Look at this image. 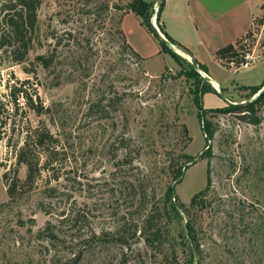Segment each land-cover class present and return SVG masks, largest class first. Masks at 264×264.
Listing matches in <instances>:
<instances>
[{
	"label": "rangeland",
	"instance_id": "obj_1",
	"mask_svg": "<svg viewBox=\"0 0 264 264\" xmlns=\"http://www.w3.org/2000/svg\"><path fill=\"white\" fill-rule=\"evenodd\" d=\"M131 1L42 0L39 41L27 61L17 64L0 49V264H124L123 253L127 264H162L173 263L172 250L182 263L179 236L188 221L185 214L172 224L161 253L146 247L140 232L130 248L92 238L121 224L131 237L168 188L175 205L188 206L206 188L208 170L211 188L204 204L190 213L200 264H264V103L246 120L209 114L215 132L207 144L212 156L200 160L207 145L191 93L195 85L185 74L191 63L179 54L184 61L163 54L146 68L125 48L126 39L118 33L124 12L116 8ZM145 1L153 6V22L158 0ZM6 4L0 1V35ZM251 33L246 46L257 62L247 69L229 66L230 71L213 65L210 71L232 103L257 98L264 89L251 98V90L264 83V29L256 25ZM145 44L149 53L160 46L154 37ZM51 54L53 63L45 69L37 57ZM27 81L51 110L53 125L48 117L28 111L22 100L16 115L10 90ZM202 103L206 110L227 106L212 93ZM41 120L63 143L67 160L61 179L10 202L2 177L16 166L15 149L22 145L25 128ZM185 154L196 160L182 169V183L175 184V169ZM25 176L21 167L19 177ZM70 210L80 215L79 221L63 229L65 239L54 253L38 235ZM77 255L81 261L73 262Z\"/></svg>",
	"mask_w": 264,
	"mask_h": 264
},
{
	"label": "trees",
	"instance_id": "obj_2",
	"mask_svg": "<svg viewBox=\"0 0 264 264\" xmlns=\"http://www.w3.org/2000/svg\"><path fill=\"white\" fill-rule=\"evenodd\" d=\"M9 1L1 9L3 15L2 24L5 27V32L0 35V49L10 54L11 59L17 64H23L27 61L29 54L35 49L38 43V13L42 6V0H0ZM165 2V1H164ZM152 5L145 0H133L125 7L116 8L122 10L125 14L132 13L141 21V25L146 31L152 35L160 44L161 53L171 56L175 61H182L183 59L173 52V50L165 43L161 42L153 29L152 19L153 13ZM164 7V3L158 8L157 25L159 26L163 36L173 46L185 49L177 42L172 40L164 31L160 18ZM118 33L124 34L118 29ZM252 35L249 32L244 38L238 40L234 45H228L219 50L215 54V59L224 68L229 69L231 63L238 66L242 62V57L250 50L246 46L249 38ZM72 34H69L71 37ZM245 43V44H244ZM58 45L61 44V39H58ZM125 48L133 54L138 60L141 58L125 44ZM186 50V49H185ZM54 54L48 56H38V63L45 69H48L54 59ZM184 61V60H183ZM199 64V63H198ZM190 70L186 72V77L194 82V89L191 91L193 95V102L197 110V115L202 126L203 134L205 135L206 145L213 140L214 128L213 124L206 119L209 114H235L240 115V119L246 120L248 116L254 117L256 115V108L258 105L264 103V92L253 102L246 106H231L227 105L224 108L206 110L203 107L202 98L207 93H212L219 96L213 86L205 81L193 68L188 64ZM204 73H208L205 66L199 64ZM30 82H19L16 87L10 90L12 102L16 106V115L19 112L21 100L24 101L25 107L28 111L32 112L38 118L48 117L47 119L53 125L52 118H50V109L46 108L40 101L36 88L30 86ZM264 88V83L257 88L251 90V98L256 96ZM0 114H3V108L0 109ZM26 114V113H24ZM258 122V119L255 120ZM6 122H4V127ZM17 126V125H16ZM184 133L188 134L187 128L184 126ZM0 132V140H1ZM63 143L60 138L55 135L44 121H40L36 127L27 126L25 128L24 139L22 145L15 149V158L17 160L16 166L13 170L6 171L2 177L6 192L10 202H15L21 199L24 192H32L43 184L49 187L50 183L58 182L62 176V163L67 160L66 153L63 149ZM212 156L211 148L206 146V150L199 156L200 160H208ZM182 164L175 169L174 181L175 184H181L183 179V168L187 164L195 162L196 157L185 154L181 158ZM24 167L26 176L24 180L19 177V170ZM211 188V180L209 170L207 171V184L206 188L200 193L196 194L187 206L184 203L175 205L173 200V190L168 188L164 194L162 201L158 207L152 208L141 222V226L135 225L133 235L127 237L124 234L125 226L120 225L114 232L103 233L100 236L94 235L92 239L102 241L105 243H114L122 246L123 248H130L133 237H136L137 232H140V238L145 246L151 250H158L161 253L170 239V231L172 224L175 221H183V214L186 215L188 221L185 228L180 234V245L184 248L185 259L181 263L177 257L175 250H172L173 263H168L166 260L162 264H200L201 250L197 232L190 217L192 209H195L200 204H204L203 198L208 194ZM55 192V190H50ZM43 210V209H42ZM46 215H51V212L45 211ZM80 215L74 210H70L68 214L63 212L58 218V224L51 222L47 223L46 228L39 233L38 238L43 243L48 245V250L52 249L57 253L61 242L65 239L63 229L67 224H76L79 221ZM174 241V239H173ZM175 244V241H174ZM123 263L127 264V255L124 253ZM82 255L74 257L73 262H79Z\"/></svg>",
	"mask_w": 264,
	"mask_h": 264
},
{
	"label": "crops",
	"instance_id": "obj_3",
	"mask_svg": "<svg viewBox=\"0 0 264 264\" xmlns=\"http://www.w3.org/2000/svg\"><path fill=\"white\" fill-rule=\"evenodd\" d=\"M264 0H165L160 22L166 34L189 51L205 66L207 76L222 88L221 81L210 75L214 66L224 68L215 54L234 45L256 27L264 29ZM157 24V19L155 18ZM121 28L129 47L141 58L144 67L154 57H163L157 45L151 53L145 44L153 38L134 14L124 15ZM214 65V66H213ZM235 72V71H234ZM216 84V85H215ZM251 93V92H250Z\"/></svg>",
	"mask_w": 264,
	"mask_h": 264
},
{
	"label": "water",
	"instance_id": "obj_4",
	"mask_svg": "<svg viewBox=\"0 0 264 264\" xmlns=\"http://www.w3.org/2000/svg\"><path fill=\"white\" fill-rule=\"evenodd\" d=\"M165 0H158L157 2V8L161 7V5L164 3ZM152 26H153V29H154V32L157 36V38L165 43L167 46H169L170 48L176 50V51H179L181 52L183 55H185L186 57L189 58V61L191 63V65L193 66L194 70L207 82H209L213 88H214V82L201 70L198 62L195 60V58L192 56V54L185 50V49H182V48H179V47H176V46H173L172 44H170L167 39L160 33V31L158 30L157 26H156V23H155V20H153L152 22ZM216 85V84H215ZM217 88L215 89L217 91V93L222 96V98L224 99V101L226 102L227 105H231V106H246L247 104H250L251 102L255 101L263 92H264V89L257 95V98H254V99H251L247 102H242V103H232V102H229L227 101L224 96H223V93H222V88L217 84L216 85Z\"/></svg>",
	"mask_w": 264,
	"mask_h": 264
},
{
	"label": "built area",
	"instance_id": "obj_5",
	"mask_svg": "<svg viewBox=\"0 0 264 264\" xmlns=\"http://www.w3.org/2000/svg\"><path fill=\"white\" fill-rule=\"evenodd\" d=\"M257 61L258 58H255L254 54L247 52L245 55H243L242 62L238 65V67H236V70L247 69ZM231 66L233 67V69H235L234 63H231Z\"/></svg>",
	"mask_w": 264,
	"mask_h": 264
},
{
	"label": "bare ground",
	"instance_id": "obj_6",
	"mask_svg": "<svg viewBox=\"0 0 264 264\" xmlns=\"http://www.w3.org/2000/svg\"><path fill=\"white\" fill-rule=\"evenodd\" d=\"M177 54L181 55L182 57H184L185 59L189 60L188 57H186L185 55H183L181 52L177 51Z\"/></svg>",
	"mask_w": 264,
	"mask_h": 264
}]
</instances>
